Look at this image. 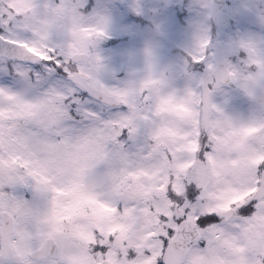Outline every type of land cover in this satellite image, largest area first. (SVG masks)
I'll list each match as a JSON object with an SVG mask.
<instances>
[{
	"label": "snow or ice",
	"instance_id": "1",
	"mask_svg": "<svg viewBox=\"0 0 264 264\" xmlns=\"http://www.w3.org/2000/svg\"><path fill=\"white\" fill-rule=\"evenodd\" d=\"M0 264H264V0H0Z\"/></svg>",
	"mask_w": 264,
	"mask_h": 264
},
{
	"label": "rangeland",
	"instance_id": "2",
	"mask_svg": "<svg viewBox=\"0 0 264 264\" xmlns=\"http://www.w3.org/2000/svg\"><path fill=\"white\" fill-rule=\"evenodd\" d=\"M178 190H180L179 187H178Z\"/></svg>",
	"mask_w": 264,
	"mask_h": 264
}]
</instances>
